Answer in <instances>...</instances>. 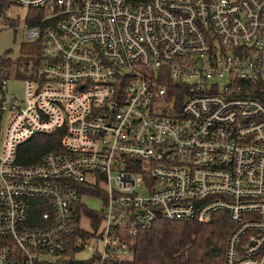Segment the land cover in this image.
<instances>
[{
    "label": "built area",
    "instance_id": "1",
    "mask_svg": "<svg viewBox=\"0 0 264 264\" xmlns=\"http://www.w3.org/2000/svg\"><path fill=\"white\" fill-rule=\"evenodd\" d=\"M0 1L43 12L37 77L0 98V264H116L217 214L224 264H264V0Z\"/></svg>",
    "mask_w": 264,
    "mask_h": 264
},
{
    "label": "trees",
    "instance_id": "2",
    "mask_svg": "<svg viewBox=\"0 0 264 264\" xmlns=\"http://www.w3.org/2000/svg\"><path fill=\"white\" fill-rule=\"evenodd\" d=\"M42 15V11L29 10L26 22L30 26H38ZM0 24L14 29L19 24V21L6 17V6L1 1ZM42 46V39L21 43L16 61L9 54L0 56V98L6 93L5 86L11 71L23 81L37 77L42 62ZM58 145L56 138L36 137L26 145L27 156L23 161L27 165L38 163L45 153L57 149ZM232 229L226 214H217L205 224L160 220L154 229L139 235L132 257L116 264H224Z\"/></svg>",
    "mask_w": 264,
    "mask_h": 264
},
{
    "label": "rangeland",
    "instance_id": "3",
    "mask_svg": "<svg viewBox=\"0 0 264 264\" xmlns=\"http://www.w3.org/2000/svg\"><path fill=\"white\" fill-rule=\"evenodd\" d=\"M28 12L29 9L18 6H10L8 10H6V17L11 20L19 21V24L16 29L11 26L0 24V56L9 54L14 61L18 59L21 43L25 42L21 27L26 23ZM5 90L9 96L23 99L25 96L24 81L16 78L14 71H11L6 82ZM9 119V114H0V126L3 130ZM93 205L95 207L99 206L96 203ZM130 257H132V254H130ZM89 260L90 256L88 254L80 252L74 258L70 257L63 264H82Z\"/></svg>",
    "mask_w": 264,
    "mask_h": 264
}]
</instances>
